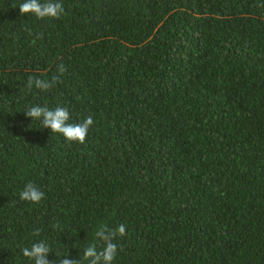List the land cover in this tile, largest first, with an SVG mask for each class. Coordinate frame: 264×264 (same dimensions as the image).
<instances>
[{"label": "trees", "instance_id": "trees-1", "mask_svg": "<svg viewBox=\"0 0 264 264\" xmlns=\"http://www.w3.org/2000/svg\"><path fill=\"white\" fill-rule=\"evenodd\" d=\"M22 2L0 0V264L80 261L121 224L113 264H264V0ZM35 105L92 116L85 142Z\"/></svg>", "mask_w": 264, "mask_h": 264}, {"label": "clouds", "instance_id": "clouds-1", "mask_svg": "<svg viewBox=\"0 0 264 264\" xmlns=\"http://www.w3.org/2000/svg\"><path fill=\"white\" fill-rule=\"evenodd\" d=\"M19 11L23 16L32 15L38 20H50L63 15L64 6L60 0H23L19 5ZM34 83L35 87L41 90H47L51 87L49 82L40 79H35ZM31 86L30 80L29 87ZM26 116L31 121H38L43 129H50L51 133L59 134L68 143H84L90 126L94 124L92 116H88L80 123H71L69 110L61 106L49 108L35 105L26 112ZM43 197L44 193L31 184L26 185L19 193L20 200L32 204L39 203ZM124 233L125 225L123 224L115 230L101 227L95 232V239L104 241L102 248L98 250L96 243L93 242L83 249L80 261L64 258L61 260V264H113L117 255V244L112 241L117 235L123 236ZM21 251L22 256L31 261L32 264H50L48 256L51 251L46 242L33 243L31 247H25Z\"/></svg>", "mask_w": 264, "mask_h": 264}]
</instances>
